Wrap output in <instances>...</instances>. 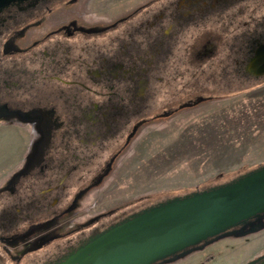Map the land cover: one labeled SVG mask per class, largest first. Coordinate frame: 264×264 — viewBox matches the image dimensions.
Instances as JSON below:
<instances>
[{"label": "flooded vegetation", "instance_id": "af4514ba", "mask_svg": "<svg viewBox=\"0 0 264 264\" xmlns=\"http://www.w3.org/2000/svg\"><path fill=\"white\" fill-rule=\"evenodd\" d=\"M263 45L264 0L1 10L0 139H18L0 140V264H64L147 208L95 213L88 200L147 127L264 80L248 70Z\"/></svg>", "mask_w": 264, "mask_h": 264}, {"label": "rangeland", "instance_id": "374dc122", "mask_svg": "<svg viewBox=\"0 0 264 264\" xmlns=\"http://www.w3.org/2000/svg\"><path fill=\"white\" fill-rule=\"evenodd\" d=\"M216 95L142 131L89 198L95 213L156 205L228 183L263 164L264 80L243 92ZM16 138L8 133L0 140L15 144ZM263 253L264 230L222 239L174 264H247Z\"/></svg>", "mask_w": 264, "mask_h": 264}, {"label": "water", "instance_id": "95a60500", "mask_svg": "<svg viewBox=\"0 0 264 264\" xmlns=\"http://www.w3.org/2000/svg\"><path fill=\"white\" fill-rule=\"evenodd\" d=\"M27 1L0 0V11ZM248 70L256 76L264 75V45L256 51ZM263 230L261 165L228 183L132 214L90 238L64 264H168L222 239L242 238ZM262 259L264 256L248 264Z\"/></svg>", "mask_w": 264, "mask_h": 264}, {"label": "trees", "instance_id": "16d2710c", "mask_svg": "<svg viewBox=\"0 0 264 264\" xmlns=\"http://www.w3.org/2000/svg\"><path fill=\"white\" fill-rule=\"evenodd\" d=\"M250 120V119H249ZM251 134V133H250ZM249 134V135H250ZM248 136V135H247ZM252 136V135H251ZM251 136H249L250 138H251ZM253 137V136H252ZM261 165H264V163L263 164H261ZM261 165H259V166H261ZM258 166V167H259ZM257 168V167H256ZM253 169H255V168H252L251 170H253ZM250 169L249 170H244V171H242V172H240L239 174H236V175H234L233 177H237V176H239V175H241V174H244V173H246V172H248V171H251ZM209 261V260H208Z\"/></svg>", "mask_w": 264, "mask_h": 264}]
</instances>
